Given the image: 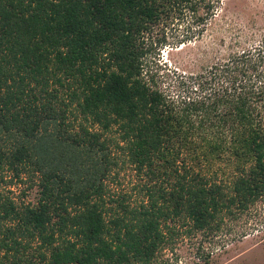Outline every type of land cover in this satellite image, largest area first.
Returning a JSON list of instances; mask_svg holds the SVG:
<instances>
[{
    "label": "trees",
    "instance_id": "obj_1",
    "mask_svg": "<svg viewBox=\"0 0 264 264\" xmlns=\"http://www.w3.org/2000/svg\"><path fill=\"white\" fill-rule=\"evenodd\" d=\"M203 3L0 0V264H150L264 199V37L175 94L146 71L149 30Z\"/></svg>",
    "mask_w": 264,
    "mask_h": 264
},
{
    "label": "rangeland",
    "instance_id": "obj_2",
    "mask_svg": "<svg viewBox=\"0 0 264 264\" xmlns=\"http://www.w3.org/2000/svg\"><path fill=\"white\" fill-rule=\"evenodd\" d=\"M263 37L264 0H212L195 12L190 6L175 9L146 35L151 44L146 71L152 84L175 94L180 76L198 74ZM113 171L118 175L112 188L135 194L140 180L134 169L119 161ZM28 185L15 184L9 195L18 202L32 201L35 189ZM150 264H264V199L243 215L226 218L211 234L178 229Z\"/></svg>",
    "mask_w": 264,
    "mask_h": 264
}]
</instances>
